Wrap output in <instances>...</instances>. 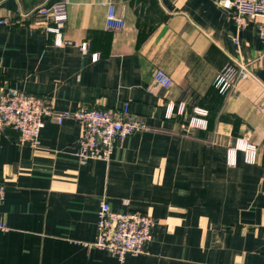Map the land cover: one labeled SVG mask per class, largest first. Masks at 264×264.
<instances>
[{
  "label": "crops",
  "instance_id": "0c3cea01",
  "mask_svg": "<svg viewBox=\"0 0 264 264\" xmlns=\"http://www.w3.org/2000/svg\"><path fill=\"white\" fill-rule=\"evenodd\" d=\"M63 1L0 0V20L11 22L0 23V82L50 98L60 111L130 102L147 130L109 161L77 158L81 127L73 120L48 121L37 147L0 131V264H119L93 245L102 202L155 221L148 252L123 264H264L257 23L238 28L216 0H69L64 36L73 45L57 47L34 11ZM110 6L123 28H108ZM231 61L253 77L221 94L215 78ZM158 69L172 78L169 89L154 83ZM193 119L207 126L191 127ZM244 143L257 147L256 162Z\"/></svg>",
  "mask_w": 264,
  "mask_h": 264
},
{
  "label": "built area",
  "instance_id": "2783aa9c",
  "mask_svg": "<svg viewBox=\"0 0 264 264\" xmlns=\"http://www.w3.org/2000/svg\"><path fill=\"white\" fill-rule=\"evenodd\" d=\"M217 4L229 12V18L238 27L244 28L251 22L258 25L262 43L261 56L264 55V0H216ZM69 0L52 6H41L34 11L41 18L40 26L48 35L54 37V45L62 47L73 45L65 39V30L69 19ZM2 24H11L7 19ZM124 22L117 15L115 6H110L108 28L121 29ZM83 50L87 44H81ZM97 56L95 55V58ZM253 77L250 68L244 62L231 61L218 73L214 85L221 94L235 89L241 80ZM154 83L165 89L173 85L172 78L162 69L154 74ZM180 112H184L182 107ZM195 113L207 116L206 110L197 108ZM73 120L81 127L80 148L76 156L80 161H109L116 148L136 132L147 130V126L132 112L131 103L126 102L117 110L98 109L77 106L75 109L57 110L50 98L28 94L15 86L0 82V131L11 129L18 133L19 144L37 147L41 131L48 121L62 125ZM191 127L205 128L206 121L193 119ZM247 161L257 160L256 146L244 143L242 146ZM6 186L0 180V207L5 201ZM155 221L149 214L127 211H113L110 205L102 202L99 210L98 234L94 247L106 250L123 264L128 255H141L148 252L152 240ZM7 229L0 224V230Z\"/></svg>",
  "mask_w": 264,
  "mask_h": 264
},
{
  "label": "trees",
  "instance_id": "16d2710c",
  "mask_svg": "<svg viewBox=\"0 0 264 264\" xmlns=\"http://www.w3.org/2000/svg\"><path fill=\"white\" fill-rule=\"evenodd\" d=\"M214 87H215V85H214ZM216 88V87H215ZM217 89V88H216ZM218 90V89H217ZM219 91V90H218Z\"/></svg>",
  "mask_w": 264,
  "mask_h": 264
}]
</instances>
